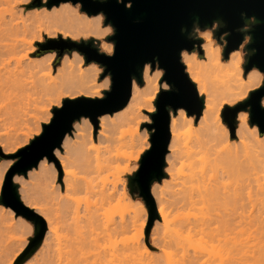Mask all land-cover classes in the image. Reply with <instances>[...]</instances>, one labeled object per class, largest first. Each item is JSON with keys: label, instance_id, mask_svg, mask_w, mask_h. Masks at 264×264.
Listing matches in <instances>:
<instances>
[{"label": "rangeland", "instance_id": "1", "mask_svg": "<svg viewBox=\"0 0 264 264\" xmlns=\"http://www.w3.org/2000/svg\"><path fill=\"white\" fill-rule=\"evenodd\" d=\"M33 2L34 0H6L0 4V19H8L9 17L18 19L25 16L28 18L26 23L30 24L29 31L19 36V39L23 38L24 41L19 46L16 54L10 56V58L9 55L0 54V197L5 177L20 157L13 156L23 149L27 150L30 142L41 134L42 124H48L53 117V108L61 107L65 99L81 97L80 92L82 90L79 91L78 89H69L61 94H56L53 89L46 90L43 84L51 81V78L45 75L47 69L33 68L29 64L30 60L43 59L46 56L53 55L54 73L52 77L55 78L56 69L60 67L64 56H71L77 51L74 49L71 52L65 51L57 61L56 51L42 50V45L65 39L77 42L93 39V46L101 52H103L101 50L103 42L113 46V43L107 40V36L113 34V28L109 24H103L104 16L102 14L104 35L99 37L87 35L85 32L75 33V28L68 21L53 15L63 6L70 5L74 7L77 4L80 13L86 14L81 11L79 3L64 2L58 6L47 8L45 6L46 0H41L40 6L30 7ZM30 12H32V15ZM207 34H210V38L215 40L221 48L224 47V41L219 42L213 34L212 27L200 29L195 26L192 36L202 39V55L199 56L196 49L191 54L197 59L202 69L208 88L207 97L211 100L213 114L221 115L224 106H235L248 98L249 92L252 90L244 91L235 100L228 98V90H226L220 74L218 73V75L217 71L208 63L204 53L202 45L208 39ZM248 40L249 37L246 35L239 48L234 50L239 51L241 47L243 49L242 67L248 55L245 49ZM222 57L225 59L223 54ZM17 58H19V61H16ZM89 64H96L101 69L97 85L109 78V75H107L100 79L102 67L93 61ZM16 69L25 71L21 77L22 86L5 82V71ZM260 73L262 79L259 87L262 86L264 80V72L260 71ZM162 75L163 70L158 66H155L152 70L150 65L146 64L143 69L142 84H138L135 80H133V83L139 89H143L146 84L149 85L145 97H151L153 92L157 96L160 89H169L165 81L161 82ZM155 87H157V90H153ZM109 89L110 78L107 87L95 85L89 89V92L92 94V98H103L105 96L103 92ZM199 95L205 97L204 94ZM156 96L153 102H149L142 108L137 119L124 121L118 127L103 132V136L98 135L100 129L99 118L115 120V117L127 112L126 106L112 114L106 113L98 117L96 127L88 117H81L79 120L74 121V123H79L83 129H87L86 121L91 126L94 139L93 146L95 147L91 151V156L97 155L98 157L97 163L99 166L97 169L91 168L92 163L91 167H88L89 165L83 162L78 148L67 150L69 152L66 154V150L61 145L60 148L53 151V158L44 157L37 167L28 170L26 175L14 173L12 180L13 183L17 184L21 202L36 211L47 225L43 240L34 250L28 251L19 264H131L132 261L133 264L138 261H142L144 264H167L166 259L168 260V257L172 260L179 258L175 262H180V259L185 261L183 258H188V256L189 259L195 258L197 264H223L226 242L223 239L200 237L193 230H187L185 225L187 223L183 224L184 219L189 218L192 221L193 214L198 211L196 190L195 188L189 190L191 182H185V177L191 170H198L202 161L207 157L203 154L204 151L199 153V147L194 143L203 127L199 122L200 117L196 118L193 112L179 109L187 115L195 117V123L191 125L183 124L177 130L176 143L180 147L187 146L194 153L190 164L188 161H184L183 164L180 162L175 164L173 173L178 171L176 184L180 183L175 186H173L175 180L171 181L167 176V161L165 158L164 177L160 181H154L151 184V194L155 200L158 213L157 218L152 223H149L147 206L139 195L136 186H130L128 183L129 176H132L139 168L141 155L150 147V133L144 125L152 122L151 114L156 111L154 105ZM262 106L264 107V105ZM175 114L170 110V116ZM240 121H243L252 131L257 128L264 147V127H260L256 123L251 124L248 111L237 113L235 131ZM221 123L227 128L229 136L232 137L222 116ZM28 129L30 131L27 135L24 134ZM262 130L263 132H261ZM68 135L73 136L72 133ZM119 136L122 139H114ZM245 136L244 143L251 146V149L248 146L247 151L251 155L248 153L247 156L255 159V153H260L258 152L260 150L254 146L255 144L253 145L247 134ZM131 137H139V141L130 144L129 139ZM236 137L235 132L231 142L227 143L228 147H238ZM91 145V142L87 140L86 147H91ZM225 145V143H221L217 148L221 151ZM241 148L243 149V145ZM254 148H258L257 151ZM137 155L139 158L132 160ZM60 156L67 157L66 166L63 170L59 163ZM50 163L54 167V175L47 172ZM86 181L89 186L94 187L93 191L84 188V182ZM230 183L231 187L239 184L243 187L244 211L246 213L244 222L247 221L244 226L245 233L243 232L239 241L231 242L228 245L237 248L239 256H245L243 259L247 263L243 260V264H256L255 262L264 264V256H260L264 255V204L262 203V201L264 202V195L261 193V186L264 185L263 173L260 172L256 175L253 171H246V168H244L242 173L235 175ZM185 186L187 187L185 188ZM98 190L99 195L94 193ZM108 193H110L109 196ZM90 214L95 215L97 222H99V227L94 228V230L86 227ZM107 222H113L114 225H109L111 226L109 227ZM120 222H123L124 225L122 224V226L124 228L117 227ZM79 226L82 227L81 230H79ZM113 227L116 228L113 230ZM188 227L190 226L188 225ZM180 229L182 230L181 235H185V238L187 234L190 235L188 242H186L187 238L185 241L181 236V239L185 242L183 243L180 239L181 242L179 243H182L183 246L178 243ZM80 231H82L84 239H81L82 234H79ZM174 234L175 236L178 234L177 237ZM34 235L35 226L30 220L26 219L21 212L17 213L16 208L0 203V264H14L28 247L30 239ZM177 238L178 240L175 241ZM173 242H177L178 245L175 246ZM131 247L139 248L138 251H134V254L137 253L135 255V257L137 256L136 259L140 258L136 263H134L135 258L131 260L134 254L133 256L130 255L131 258L129 257L131 261L124 260L126 254H121L122 257L120 255L122 251H126Z\"/></svg>", "mask_w": 264, "mask_h": 264}, {"label": "water", "instance_id": "2", "mask_svg": "<svg viewBox=\"0 0 264 264\" xmlns=\"http://www.w3.org/2000/svg\"><path fill=\"white\" fill-rule=\"evenodd\" d=\"M64 2L79 3L81 11L88 16H104L103 24L113 28V34L107 36V40L113 43V52L108 55L99 51L93 46V39L51 41L42 45V50L56 51L57 61L65 51L76 50L83 56L85 64L93 61L102 67L100 79L109 75L110 89L103 92V98L65 99L61 107L53 108L52 119L48 124H42L41 134L30 142L27 150L13 156L20 157L5 177L0 203L16 208L17 213L21 212L35 226L34 237L14 264H19L28 251L40 244L47 225L39 214L21 202L12 176L14 173L26 175L44 157L53 158V151L61 147L67 134L72 133L75 120L88 117L96 127L98 117L124 108L131 95L133 80L142 84L146 64L152 70L155 66L163 70L161 82L165 81L169 89H160L156 96L152 122L144 125L150 133V147L141 155L139 168L129 176L128 183L136 186L144 200L149 223L157 218L151 184L165 175L170 110L175 114L178 109H185L198 118L203 109L204 98L198 94L181 61L184 50L191 53L196 49L202 54V39L192 36L195 26L205 29L218 25L213 34L216 38L225 34L224 57L237 49L248 35L245 44L248 55L243 68L247 72L256 67L264 72V0H46L45 6L51 8ZM34 5L40 6L41 0H34L30 7ZM263 97L264 80L262 86L249 92L245 100L232 107H223L221 116L231 135L234 136L240 110L248 111L251 124L264 127Z\"/></svg>", "mask_w": 264, "mask_h": 264}, {"label": "bare ground", "instance_id": "3", "mask_svg": "<svg viewBox=\"0 0 264 264\" xmlns=\"http://www.w3.org/2000/svg\"><path fill=\"white\" fill-rule=\"evenodd\" d=\"M4 1L6 0H0V4L3 3ZM30 13L32 15V12ZM53 16L68 21L73 26V28H75V33L85 32L87 35H94L99 37L104 35V29L102 26V21H103L102 15L100 14L98 16L96 15V16L88 17L86 14H81L79 11L78 4L75 5L74 7L70 5L63 6L60 9H58ZM27 20L28 18L25 16L19 17L18 19H16V17H9L8 19L6 18L0 19V54L1 55L3 54L7 56L9 55L10 58V56L16 54L19 46L24 41L23 38L19 39V36L24 34V32L29 31L30 29V24L26 23ZM210 37H211L210 34H207L208 39L202 45L204 49V53L208 63H210L213 69L217 71V74L218 73L220 74L221 80L225 85L226 90H228V98L235 100L239 98L244 91L248 92V90H253V89L255 90V88H258L261 85L260 81L262 79V74L260 73V70L256 67H253L251 70L247 72L243 70L242 47L239 51H234L235 49L232 50L228 54V56L224 57L225 59H223L221 46L217 44L215 40L211 39ZM65 40H70V39H65ZM65 40H61V41H65ZM101 50L106 54L110 55L113 52V46L111 44H105L103 42L101 45ZM201 55L202 54H199V56ZM53 57H54L53 55H49L43 59H31L29 62V64L33 68L37 67L38 69H47L45 75L49 76V78H51V81H48L45 84H43V87L46 90L53 89L56 94H61L62 92L67 91L69 89H78L79 91L82 90V92H80L81 97L78 98L88 99V98H92V94L89 92V89H91L95 85L96 86L104 85L105 87L109 85V78H106L103 83L97 85L98 76L101 69L96 64L86 65L84 63V59L82 55L78 54L77 52H74L71 56H67V55L64 56L63 60L61 61L60 67L56 69V75L54 76L55 78H53L52 77V74L54 73L52 66ZM181 60L184 63L185 71L188 77L195 84L199 94L205 95L203 109L199 121L203 125V127L201 129L200 135L196 137L194 143L199 147V153L201 151H204L203 154L207 156L206 159L202 161V164L200 165L198 170H191L190 173L185 177L186 178L185 182H191L189 184V190H191L192 188H195L196 190L198 211L195 214H193L192 221L189 218H187L183 220V224L187 223L185 224L187 230H193L195 234L199 235L200 237H208L210 239L216 238L218 240L223 239L224 242H226L223 264H243L244 262L247 263V261L243 259V257L245 256L238 255L237 248H233L232 245H228L231 242L239 241L240 237L243 235L245 228L244 226L246 224L245 222L247 221L246 220L244 222L246 213L244 211L245 202L243 201L244 199L243 187L241 186V184L235 187H231L230 182L235 177V175L242 173L244 168H246V171L247 170L253 171L256 175H258L261 172L263 173V177H264V147L261 143V138L260 135L258 134L257 128H255L252 131L247 127L246 124L243 123V121L238 122L235 131L237 136L236 138L238 139L237 140L238 147L235 148L228 147L227 143L229 144L231 142V140L233 139L232 138L233 135H231L230 133V135L232 136L230 137L227 128L221 123V115L213 114V111L211 109V100L207 97L208 96L207 83L203 76L202 69L199 66V63L197 62V59L191 53L182 51ZM16 61H19V58H17ZM24 73L25 71L23 69L5 71V76H4L6 79L5 82L22 86L21 77L24 75ZM148 90H149L148 84H146L143 89H139L135 85V83H132L131 95L126 104L127 112L125 114L115 117V120H105L103 119V117H100L99 118L100 129L98 130V135L103 136L104 135L103 132L108 131L110 128L118 127L119 125L124 123V121H128V120L134 121L135 119H137L139 117V112L142 110V108L145 107L149 102H153L156 96L155 95L156 93L153 92L151 97L149 98L145 97ZM153 90H157V87H155ZM68 100H72V99L70 98ZM261 103L262 105H264V99H262ZM228 107H232V106H228ZM240 111H247V110H240ZM194 123H195V117L191 115H187L183 110H179L175 115L171 116L170 126H169L170 128V141L168 145L169 153L166 155V161H167L166 172H167V176L171 181L175 180L173 186L180 184V183L176 184L177 183L176 176H178V171L173 173L175 164L178 162L183 164L184 161H188V163L190 164L194 153L193 150L187 148V146L180 147L177 145L176 132L183 124L191 125ZM86 125H87V129H83L79 125V123H74L73 124L74 131L72 132L73 136L67 134L64 137L62 141V148L66 150L65 151L66 154L69 152L67 150L78 148L83 162L89 165L88 167H91V165L93 164L91 168L97 169L99 166L97 163L98 157L97 155L91 156V151L95 149V147L93 146V141H94L92 137L93 131H91V126L87 121H86ZM29 131L30 129L26 130L24 134L26 133L27 135ZM245 134H247V136L251 139L253 145L255 144L254 146L258 147L260 150L258 151L260 153L257 152L255 153L254 156L256 157L255 159L247 156L249 153L247 152L249 149L248 148L249 145L244 143L245 141L244 139L246 138ZM138 138L139 137L137 138L131 137L129 139V143L130 144L137 143L139 141ZM114 139L120 140L122 139V137L119 136ZM87 140L91 142L92 144L91 147H86ZM221 143H225L226 145L224 146L223 150L220 151V149H218L217 147ZM242 145H243V149L241 148ZM249 147L251 149V146ZM258 148H254V149L256 150ZM249 154L251 155V153ZM137 156L135 158H132V160L134 159L137 160L139 158V156L138 157ZM66 162H67V157L60 156L59 163L62 167V170L66 166ZM47 172L52 173L54 175V167L51 163L49 164V168L47 169ZM53 179L55 178L53 177ZM52 182L54 183L53 180ZM186 187L187 186H185V188ZM84 188L90 191H93L94 189V187L89 186L87 181L84 182ZM261 188H262L261 193L264 195V185H262ZM94 193L99 195V190L94 191ZM109 195L110 193H108V196ZM262 203L264 204L263 201ZM122 224L123 222H120V225L117 224V227L124 228ZM109 225L112 226L114 225V223L107 222V226ZM188 225L191 227V229L190 227H188ZM86 227L92 228V230H94V228L99 227V222H97L95 215L90 214V216L88 217V224ZM78 228L79 230H81L82 227L79 226ZM115 228L116 227H113V230ZM180 231H179L180 232L179 240L178 238L175 239V241L178 240V243L181 242L180 239L182 236L181 235L182 230L180 229ZM79 234L80 235L82 234L81 239H84V235L82 231H80ZM177 235L178 234H176L175 236L174 234L175 237H177ZM182 237H183L182 239H185V241L187 238L186 242H188L190 239L189 234H187L186 238L185 235H183ZM182 241L183 243L185 242L184 240ZM174 244L176 246L177 242H175ZM179 244L183 246L182 243ZM138 249H139L138 247H131L128 248L126 251H122L120 255L126 254L125 259L124 258L123 259L129 260L131 258L130 255L133 256V254L136 251H138ZM123 255H121V257ZM135 255H137V253L134 254V257H132L131 260L137 258V256L135 257ZM260 256H264V255H260ZM126 257L128 258L126 259ZM183 259H185V261L180 259L181 260L180 262L178 261L175 262L176 260H179V258L172 260V258L168 257V260L166 259V261L167 264H197L196 262L197 260L195 258L189 259L188 256V258L184 257ZM138 260L136 259L134 263H136ZM139 262H141V264H144V262L142 263V261H138L137 263L139 264ZM125 263L127 262L125 261ZM255 263L259 264V262H255ZM131 264H133V261L131 262Z\"/></svg>", "mask_w": 264, "mask_h": 264}, {"label": "flooded vegetation", "instance_id": "4", "mask_svg": "<svg viewBox=\"0 0 264 264\" xmlns=\"http://www.w3.org/2000/svg\"><path fill=\"white\" fill-rule=\"evenodd\" d=\"M213 31H215V30H217L218 29V25L217 24H215L213 27ZM247 28H244V30H246ZM224 36H225V34H221L217 39L219 40V42H222V41H224V45L223 46H225V44H226V41H225V39H224Z\"/></svg>", "mask_w": 264, "mask_h": 264}]
</instances>
